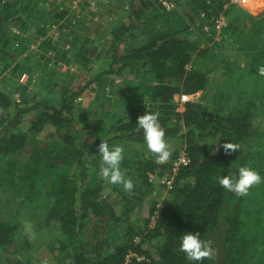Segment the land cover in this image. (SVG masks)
Instances as JSON below:
<instances>
[{
	"label": "trees",
	"instance_id": "trees-1",
	"mask_svg": "<svg viewBox=\"0 0 264 264\" xmlns=\"http://www.w3.org/2000/svg\"><path fill=\"white\" fill-rule=\"evenodd\" d=\"M226 2L190 0L195 17L186 27V32L170 27L153 33L147 42L128 48L127 38L143 33L150 16L154 21L175 11H163L159 0H136L130 18L119 20L111 29L109 68L78 89L65 86L58 99L43 104V110L27 126H22L26 114L37 108L28 98L27 88L22 89L21 100H13L0 91V158L8 159L6 177L2 179L13 188L25 189L26 198L30 201L43 197L52 203L46 212V223L60 221L66 232L58 264H194L179 251L182 232L200 231L202 238L213 242L215 250V236L223 220L227 225L223 264H264V182L253 185L243 196L226 190L218 183V177L237 173L238 168L244 165L232 163L236 153L226 154L223 142L232 136L241 139L257 134L264 125V112L231 110L210 117L208 108L201 102L188 101L182 112L174 104L176 94L191 95L207 89L212 69L189 68L199 47L189 34L192 26H196L207 36L203 24L197 25L196 18L201 11L208 17L227 13ZM151 9L153 15H149ZM29 11L30 0H0L1 73L20 52V46L16 47L18 40L7 34L8 27L17 25L25 30L28 27L25 16ZM53 12L60 20L71 13L68 8H56ZM250 20L253 24L251 35L264 29V16ZM228 30L231 34L237 31L231 22L226 28ZM73 41L79 46V55L86 58L93 54L94 42L89 38L80 40L75 37ZM224 41L227 43L226 39L222 43ZM234 44L241 50L239 40L235 39ZM209 52L210 48L205 47L197 54L205 56ZM260 57V53L256 56L251 54V63L259 61ZM62 60L67 62L64 55L60 57ZM141 61L152 67L159 79L155 84L144 86L149 103L137 106L132 116L117 117L106 135L86 145L81 144L73 101L91 83L115 73L116 66L120 70L133 68ZM146 111L158 113L168 142L181 139L190 162L179 169L172 189L158 208L154 225L139 232V240L132 238L104 255L91 258L86 249L90 242L78 236L87 220L91 216L97 218L95 233L116 226L120 220L119 213L104 196L108 183L99 176L102 161L98 146L104 140L110 146H122L124 151L135 146L147 147L143 129L136 124L138 116ZM46 124L58 132L60 144L53 142V134ZM219 137L218 143L211 141ZM180 150L171 149V159L176 158ZM128 155L124 156L122 165L137 180L135 189L140 191L145 187L146 193L149 192L148 173L164 170L169 165L157 163L156 155L139 150L131 157ZM253 168L264 176V160L256 162ZM47 179L48 186L43 188ZM227 204L230 206L226 210ZM18 228L15 217L0 211V245L9 244ZM149 245L156 248V254L151 252ZM202 264H216L215 251Z\"/></svg>",
	"mask_w": 264,
	"mask_h": 264
},
{
	"label": "rangeland",
	"instance_id": "rangeland-1",
	"mask_svg": "<svg viewBox=\"0 0 264 264\" xmlns=\"http://www.w3.org/2000/svg\"><path fill=\"white\" fill-rule=\"evenodd\" d=\"M135 1L98 0L96 7L87 0H82L77 5H74L73 0H30V11L25 16L28 27L25 30L17 25L8 27L7 34L18 40L20 52L2 72L4 77L0 82V91L7 93L13 100H21L22 89L27 88L28 98L37 106L26 114L22 126H27L30 120L39 115L47 101L55 102L65 86L78 89L109 68L111 29L119 20L130 18ZM56 8H68L71 13L60 20L54 15L53 10ZM226 10V26L222 28L221 34L227 43L215 40V29H211L212 36L204 35L196 26H192L190 30L189 35L197 41L199 47L189 68L212 69L207 89L197 92L191 100L207 107L210 117L226 114L231 110L264 112V77L258 71L264 66V29L251 35L253 24L250 20L252 17L264 16V0H245L241 4H231ZM149 15H153V9ZM193 17L195 13L191 9L190 0H179L174 12L154 21L150 16L143 33L127 38L128 48L141 45L153 33L170 27L186 32ZM230 22L237 29L232 34L229 30L226 31ZM75 37L92 40L93 54L86 58L79 55V46L73 41ZM235 39L240 41L241 50L234 44ZM45 44L48 45L44 47ZM205 47H209L210 52L199 56V49ZM257 53L261 55L260 60L251 63V54L256 56ZM61 55H64L67 62L60 61ZM158 81L153 68L141 61L133 68L120 70L116 66L115 73L106 75L102 81L91 83L73 101L79 142L86 145L95 138L106 135L117 117L134 115L137 106L149 103L144 94V86ZM174 104L178 109L181 100L174 97ZM46 125L53 134V142L60 144L58 132L50 124ZM220 139L221 137L212 138L211 141L218 143ZM230 141L239 145V150L235 152L236 159L232 162L234 165L243 163L253 167L256 162L264 160V125L253 136L241 139L232 136ZM168 143L171 149L183 148L180 138ZM138 150L155 155L147 147L135 146L131 150L126 149L124 156L128 153L131 157ZM168 160L169 166L164 170L151 171L155 176L153 182L148 179L151 186L147 193L145 187L140 191L135 189L137 180L121 162V170L126 177L132 179L134 187L131 191H126L122 185L107 182L104 196L113 204L120 220L116 226L99 233L94 230L97 218L91 216L87 220L78 236L81 240L90 242L86 249L91 258L104 255L132 238L139 240V232L154 225L156 210H152L157 209V204L171 190L168 181L173 176L170 164L173 159L170 156ZM7 161L8 159L0 158V211L15 217L19 228L9 244L0 245V264H58L60 247L66 233L64 226L60 221L46 223V212L51 207V202L43 197L30 201L26 198L25 189L13 188L3 180L6 177ZM99 176L103 177L101 172ZM46 182L43 188L48 186L49 179ZM229 206L226 205V210ZM26 221L31 225L30 232L25 230ZM226 228L223 220L215 236L216 264L224 262ZM149 248L156 254L153 245H149Z\"/></svg>",
	"mask_w": 264,
	"mask_h": 264
},
{
	"label": "clouds",
	"instance_id": "clouds-1",
	"mask_svg": "<svg viewBox=\"0 0 264 264\" xmlns=\"http://www.w3.org/2000/svg\"><path fill=\"white\" fill-rule=\"evenodd\" d=\"M258 71L261 76H264V66H261ZM136 124L140 129H143L147 149L156 155L157 163L166 161L171 155V146L165 139V130L160 124L158 113L146 111L138 116ZM222 147L226 154L239 150V145L230 140H225ZM98 153L101 156V173L105 181L113 185H122L124 190L131 191L134 187L133 181L125 176L120 167L124 159L123 147L110 146L108 142L101 140ZM261 182H264V176L248 165L240 166L237 173L218 177L221 187L241 196L246 195L253 185ZM25 230L31 231V225L27 221ZM212 244L210 239L202 238L200 231L185 230L180 237L179 251L186 254V259L189 262L202 264L205 258H211L214 255L215 250Z\"/></svg>",
	"mask_w": 264,
	"mask_h": 264
},
{
	"label": "built area",
	"instance_id": "built-area-1",
	"mask_svg": "<svg viewBox=\"0 0 264 264\" xmlns=\"http://www.w3.org/2000/svg\"><path fill=\"white\" fill-rule=\"evenodd\" d=\"M82 0H73L74 5H77L79 2H81ZM92 6H96L97 5V1L98 0H87ZM106 2H110L112 0H105ZM245 0H227L226 4H225V9L230 6L231 4H241L242 2H244ZM179 0H159V3L161 5V9L163 11H173L175 10V8L177 7ZM97 7V6H96ZM203 24V30L209 34L210 36H212V32L211 29H215L217 31V35L215 40L218 43H221L223 40V36L221 34L222 28L224 26H226V16L225 13L222 12L219 15H214L212 17H208V15L206 14V12L201 11L199 13V17L197 19V25H201ZM215 31V32H216ZM19 46V44H16V47ZM3 74L0 72V82L3 79ZM264 77V76H262ZM196 94V93H195ZM195 94H176L175 97L181 100V104L178 107V111L182 112L185 110V105L188 101H192L191 97L194 96ZM169 160L167 159L166 161H164L163 163H168ZM190 162L189 156L185 150V148H182L178 154V156L176 158H174L173 160L170 161V164L172 165V171H173V176L172 179H170L168 181V185H169V189H172L173 187V183L175 180V177L179 171V169L182 166L187 165ZM154 176L155 173L153 172H149L148 173V177H149V181L153 182L154 181ZM164 199V198H163ZM162 199V200H163ZM162 200L157 204V210H156V214L155 217L158 215V208L161 207V202Z\"/></svg>",
	"mask_w": 264,
	"mask_h": 264
}]
</instances>
